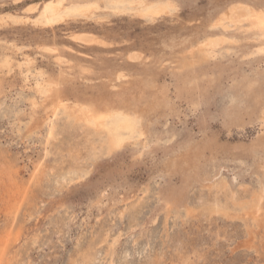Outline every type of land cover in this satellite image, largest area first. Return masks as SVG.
<instances>
[{"label": "rangeland", "instance_id": "374dc122", "mask_svg": "<svg viewBox=\"0 0 264 264\" xmlns=\"http://www.w3.org/2000/svg\"><path fill=\"white\" fill-rule=\"evenodd\" d=\"M165 1L0 0L2 264H264V0Z\"/></svg>", "mask_w": 264, "mask_h": 264}, {"label": "bare ground", "instance_id": "6f19581e", "mask_svg": "<svg viewBox=\"0 0 264 264\" xmlns=\"http://www.w3.org/2000/svg\"><path fill=\"white\" fill-rule=\"evenodd\" d=\"M134 1V0H133ZM165 0H163V2H157V3H154V4H151V5H148V6H146V8H145V10L146 11H148L149 13H151V14H159L160 12H162V11H164V10H167L169 7H171V3L170 2H168V1H165ZM130 2V1H129ZM132 2V1H131ZM142 2V1H141ZM140 1H139V3H141ZM145 2V1H144ZM143 2V3H144ZM148 2V1H147ZM127 3H128V1H127ZM139 3H137V4H139ZM146 3V2H145ZM150 3V2H149ZM148 3V4H149ZM55 3L54 2H52V1H47V2H45V4H44V6L41 8L42 9V11H41V13H40V15H39V21L40 22H42V23H44V24H48V23H50V22H52V21H54L55 19H56V16H57V14L59 13V11H55L54 12V5ZM131 4H133V3H131ZM137 4H135V2H134V5H137ZM133 5V6H134ZM174 5V4H173ZM74 6V5H73ZM129 6V5H128ZM57 7V6H56ZM129 7H132V5H130ZM139 7V6H138ZM233 8H234V6H233ZM63 9V8H62ZM68 9H69V7H68ZM74 10L76 9V10H79L80 11V9L81 8H79V7H75V8H73ZM230 9V8H229ZM64 10V9H63ZM134 10H135V8H134ZM78 11V13H80ZM82 11V10H81ZM90 11V10H89ZM138 11V10H137ZM240 11V10H239ZM237 12L235 15V17H237L239 20L240 19H243V20H247L248 21V24H249V27L251 28V29H254V30H256V32L258 33V34H260V36H263V38H264V8H249V6L248 7H246L245 9H244V11H242V12ZM84 12H86V11H84ZM84 12H82V14H84ZM135 12V11H134ZM140 12V11H139ZM170 12V11H169ZM228 12V11H227ZM72 13H73V11H72ZM76 13V12H75ZM77 13V14H78ZM89 13V12H88ZM148 13V14H149ZM145 14V13H144ZM142 16V15H141ZM231 18V15L229 16V14L227 15V16H224V17H221V19L220 18H218L217 19V22L218 23H222V20H223V18ZM60 18V17H59ZM156 18V17H155ZM235 20H237V19H235ZM230 22H231V20H230ZM243 22V21H242ZM232 24V23H231ZM74 38L75 39H77V40H80V41H83V42H91L92 40H94V37L93 36H91V35H89V34H83V33H80V34H75V36H74ZM212 38V37H211ZM260 38V37H259ZM217 39V38H216ZM260 40V39H259ZM207 41V40H206ZM222 41V40H221ZM209 42V41H208ZM199 43V42H198ZM203 43V42H202ZM192 46V45H191ZM260 46V45H259ZM262 47H263V45H261ZM202 47V46H201ZM215 48V47H214ZM258 48V47H257ZM259 49H261L262 50V53H263V50H264V48H259ZM203 50V49H202ZM189 52V51H188ZM185 53V52H184ZM190 53V52H189ZM189 53H188V55H189ZM212 55V54H211ZM190 61H191V59H190ZM192 62V61H191ZM190 62V63H191ZM192 64V63H191ZM41 87V86H40ZM53 90V89H52ZM52 90H51V92H52ZM50 91V90H49ZM48 91V92H49ZM51 94V93H50ZM46 95H47V93H46ZM56 99V98H55ZM61 101V100H60ZM58 103V102H57ZM54 107V106H53ZM52 107V108H53ZM67 107V106H66ZM92 107V106H91ZM122 107V106H121ZM126 107V106H125ZM74 109H75V107H73ZM76 108H77V106H76ZM80 108V107H79ZM89 108V107H88ZM63 110H64V112H65V114H66V110H65V108L63 107L62 108ZM109 109V108H108ZM55 110H58V106H57V108L55 109ZM91 110V109H90ZM123 110V109H122ZM73 111V110H72ZM76 111V110H75ZM79 110H77V112H78ZM95 111V110H94ZM128 111V110H127ZM69 112V111H68ZM80 112H82V111H80ZM79 112V113H80ZM106 112H108V113H106ZM126 112V111H125ZM125 112H117V111H115V113L114 114H110V111L109 110H105V112L104 111H100L98 114H96V115H92L88 120H90L91 122V124L90 125H92L93 127H95V126H98L99 128H101L102 130H100L101 131V133H99L100 134V136L101 137H103L102 139H104V143L106 144V147H107V149L108 150H111L112 148H114V147H116V146H118V145H120L126 138H129V137H133V135H134V133L137 131V124H136V122H138V120L135 118V117H133V116H131L130 114H128V113H125ZM130 112V111H129ZM134 112V111H133ZM76 113V112H75ZM74 114V113H73ZM87 114H89V113H87ZM68 115V114H67ZM76 115V114H75ZM70 116V115H69ZM72 116V115H71ZM85 116V115H84ZM87 117V116H86ZM85 117V118H86ZM70 118V117H69ZM76 118H78V117H76ZM81 119V118H80ZM76 120H78V119H76ZM75 121V120H74ZM84 122V121H83ZM75 123V122H74ZM78 123V122H77ZM87 123V122H86ZM91 126V127H92ZM90 127V128H91ZM93 130V129H92ZM141 132H143V131H141ZM95 140V139H94ZM135 141V140H134ZM124 145V144H123ZM105 146V145H104ZM119 147V146H118ZM1 166H3V165H1ZM11 166V165H10ZM1 169V168H0ZM10 169V168H9ZM75 169V168H74ZM71 171V170H70ZM75 171V170H74ZM13 172V171H12ZM79 172V171H78ZM5 173H6V170H5ZM9 173V172H8ZM69 174V173H68ZM9 176V175H8ZM2 177V176H1ZM6 179V178H5ZM70 179V178H69ZM3 180V179H2ZM14 181V180H13ZM7 184V183H6ZM9 186V185H8ZM18 190V189H17ZM2 191V190H1ZM17 192V191H16ZM24 192V191H23ZM20 193L21 195L23 194L24 195V193ZM27 192V191H26ZM18 193V192H17ZM16 193V196H17V198L15 197V195L13 194V195H8V197L7 198H5L6 199V201H5V204H6V206H7V208L8 209H13V208H11V207H14L15 205H14V203H18L17 202V200H19V195L20 194H17ZM26 194V193H25ZM27 195V194H26ZM11 196H13L12 198H11ZM25 196V195H24ZM5 197V196H4ZM24 198H26V197H24ZM25 201V200H24ZM18 208V207H17ZM16 208H14V210H15ZM3 210V209H2ZM1 211V210H0ZM19 211V210H18ZM2 214V213H1ZM14 215H16V214H14ZM13 218V217H12ZM13 220H14V218H13ZM20 232V231H19ZM18 234H20V233H18ZM10 237V233H8L7 235H6V237L4 236L3 238L1 237L0 238V250H1V252H3L4 251V249H5V246H6V244H7V241H8V238ZM20 237V236H19ZM2 244H4V245H2ZM10 250V249H9ZM9 255V254H8ZM90 256H91V250L90 251H84V253H79V260L80 261H82L83 263H85V261H88L89 260V258H90ZM3 259H4V257H3ZM12 259V258H11ZM15 259V258H14ZM10 260V259H9ZM78 259H77V257H76V259H74L73 261L74 262H78L79 261ZM2 261V255L0 254V262ZM3 262V261H2ZM2 262H1V264H2ZM7 262V261H6ZM11 264V263H10Z\"/></svg>", "mask_w": 264, "mask_h": 264}]
</instances>
